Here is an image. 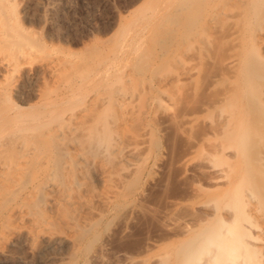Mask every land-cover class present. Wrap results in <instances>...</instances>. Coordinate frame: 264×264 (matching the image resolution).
Listing matches in <instances>:
<instances>
[{"label": "bare ground", "instance_id": "1", "mask_svg": "<svg viewBox=\"0 0 264 264\" xmlns=\"http://www.w3.org/2000/svg\"><path fill=\"white\" fill-rule=\"evenodd\" d=\"M159 1H153L154 9ZM175 3L176 8L201 5L199 15L190 16L182 26L180 39L186 43L193 42L198 33L206 41L219 28V20L230 18L235 11L240 14L239 27L228 20L233 27L230 25L227 37L232 46L240 45L242 50L240 54L231 52L225 59L230 69L242 68L237 97L241 124H236L235 137L242 146L247 169L264 167V148H258L252 135L264 134V0ZM22 12L17 0H0V244L13 243L22 235L33 248L40 241L67 238L54 230L58 219L66 228L77 227L76 204L89 206L85 194L90 193L91 177L108 188L99 197L102 202L116 195L118 189L112 181H121L134 168L145 146L149 107H139L145 95L143 88L132 85V70L115 65V60L124 56L122 47L109 53L96 50L90 55L47 50L22 25ZM169 23L166 31L172 32ZM180 50L178 46L174 53ZM195 52L187 53L186 65H190L186 71L158 77V85L190 81L198 69L190 63L198 55ZM46 77L52 81H45L35 91L34 82ZM12 92L31 93L36 100L22 106L12 99ZM162 98L157 101L164 104L166 112L170 94L163 93ZM227 114H220L222 121L213 126L215 129L229 120ZM132 123L139 126L135 136L128 129ZM222 153H232V147H224ZM239 169L232 176L230 163L204 165L202 172L210 180L225 182L231 193L226 206L206 207L207 214L215 219L190 242L180 264H264V172L249 174ZM92 258L99 264H118L96 255Z\"/></svg>", "mask_w": 264, "mask_h": 264}, {"label": "rangeland", "instance_id": "2", "mask_svg": "<svg viewBox=\"0 0 264 264\" xmlns=\"http://www.w3.org/2000/svg\"><path fill=\"white\" fill-rule=\"evenodd\" d=\"M17 1L23 6L22 25L47 50L90 55L122 47L124 56L115 65L130 68L132 85L143 88L145 96L141 95L139 107H149L145 122L150 130L134 168L121 181H112L118 189L116 195L102 202L99 197L108 188L91 177L90 193L85 194L89 206L76 204L77 227L66 228L59 219L56 222L54 230L66 235L65 240L40 241L29 248L19 235L13 243L0 244V264H99L92 255L118 264H180L190 242L215 219L206 207L226 206L231 193L225 182L210 180L202 172L204 165L230 163L232 176L239 168L240 172H264L263 166L247 169L235 137L241 124L237 97L242 68L230 69L225 59L231 52L241 53V46H232L227 37L233 27L231 19L239 27L240 14L235 11L230 18L219 20V28L206 41L198 33L193 42L186 43L180 39L182 26L190 16L199 15L201 5L196 3L176 8L175 0H160L154 9V0ZM169 21L172 32L166 31ZM178 46L183 51L175 54ZM194 49L198 55L190 63L198 69L192 79L159 86L163 76H174L189 67L186 56ZM48 80L35 81L34 90ZM163 93L170 94L166 112L157 101L164 99ZM11 96L22 106L36 100L26 92H12ZM219 110L229 112L230 118L215 129L222 121ZM137 127L136 123L128 125L130 135L139 133ZM252 135L258 148H264V134ZM211 142L218 144L210 146ZM224 147H232V153L223 154Z\"/></svg>", "mask_w": 264, "mask_h": 264}]
</instances>
